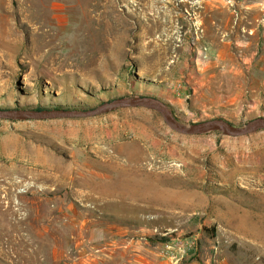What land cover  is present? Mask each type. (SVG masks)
Returning <instances> with one entry per match:
<instances>
[{
	"label": "rangeland",
	"instance_id": "1",
	"mask_svg": "<svg viewBox=\"0 0 264 264\" xmlns=\"http://www.w3.org/2000/svg\"><path fill=\"white\" fill-rule=\"evenodd\" d=\"M144 97L185 129L264 118V0H0V113ZM0 264H264V128L0 117Z\"/></svg>",
	"mask_w": 264,
	"mask_h": 264
},
{
	"label": "water",
	"instance_id": "2",
	"mask_svg": "<svg viewBox=\"0 0 264 264\" xmlns=\"http://www.w3.org/2000/svg\"><path fill=\"white\" fill-rule=\"evenodd\" d=\"M141 104H150L157 108V110L160 112L164 122L173 130L181 133V134H200L204 132H208L215 128H220L224 131L225 134L231 137H239L244 136L248 134L250 131L256 129V128H264V118L250 121L245 128L243 129H235L232 128L227 122L223 120H210L203 123H199L195 126H193L190 129L181 128L177 124H175L170 117L168 116L164 106L162 103L157 101L154 98L150 97H144L141 99H137L131 102L127 103H109L108 105H105L104 107H101L99 109L87 111V112H81V113H75V112H69V111H19V112H2L0 113V117H27V118H34V119H42V118H48V117H54V116H89V115H96L102 112H105L107 108L109 107H117V106H136Z\"/></svg>",
	"mask_w": 264,
	"mask_h": 264
},
{
	"label": "trees",
	"instance_id": "3",
	"mask_svg": "<svg viewBox=\"0 0 264 264\" xmlns=\"http://www.w3.org/2000/svg\"><path fill=\"white\" fill-rule=\"evenodd\" d=\"M43 109L40 108H36L35 111H42Z\"/></svg>",
	"mask_w": 264,
	"mask_h": 264
},
{
	"label": "bare ground",
	"instance_id": "4",
	"mask_svg": "<svg viewBox=\"0 0 264 264\" xmlns=\"http://www.w3.org/2000/svg\"><path fill=\"white\" fill-rule=\"evenodd\" d=\"M48 41V40H47ZM259 236V235H258Z\"/></svg>",
	"mask_w": 264,
	"mask_h": 264
},
{
	"label": "crops",
	"instance_id": "5",
	"mask_svg": "<svg viewBox=\"0 0 264 264\" xmlns=\"http://www.w3.org/2000/svg\"><path fill=\"white\" fill-rule=\"evenodd\" d=\"M172 104H173V102H172Z\"/></svg>",
	"mask_w": 264,
	"mask_h": 264
}]
</instances>
